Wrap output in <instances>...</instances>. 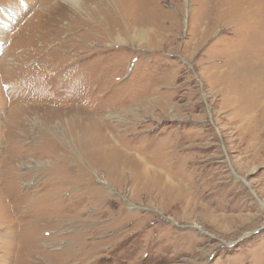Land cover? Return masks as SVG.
Listing matches in <instances>:
<instances>
[{"label":"rangeland","instance_id":"374dc122","mask_svg":"<svg viewBox=\"0 0 264 264\" xmlns=\"http://www.w3.org/2000/svg\"><path fill=\"white\" fill-rule=\"evenodd\" d=\"M0 4V264H264V0Z\"/></svg>","mask_w":264,"mask_h":264},{"label":"bare ground","instance_id":"6f19581e","mask_svg":"<svg viewBox=\"0 0 264 264\" xmlns=\"http://www.w3.org/2000/svg\"><path fill=\"white\" fill-rule=\"evenodd\" d=\"M67 1H69L73 6H75L77 9H80V5H81V3H82V0H67ZM4 5L3 4H0V8H2ZM82 7V6H81ZM0 36H1V32H0ZM152 108V107H151ZM118 142V141H117ZM119 143V142H118ZM119 146V145H118ZM120 147V146H119ZM126 153H128V149H126V150H124ZM132 153V152H131ZM128 155H130V156H132L130 153H128ZM139 156V155H138ZM136 157V156H135ZM140 160L139 159H137V161L139 160V162L142 160V164H147V159L146 158H144V157H142L141 155H140ZM140 163V164H141ZM141 166V165H140ZM139 166V167H140ZM144 166V165H143ZM146 166V165H145ZM142 167V166H141ZM145 169H147L148 171H154L155 169L153 168V170H152V167L150 168L149 167V165H147L146 167H145ZM148 173V172H147ZM156 175V174H155ZM158 177H159V175H157Z\"/></svg>","mask_w":264,"mask_h":264}]
</instances>
